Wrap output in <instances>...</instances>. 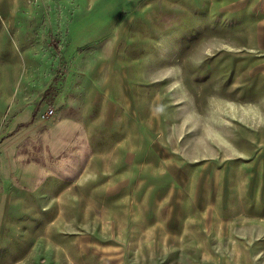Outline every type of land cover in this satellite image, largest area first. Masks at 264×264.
Returning a JSON list of instances; mask_svg holds the SVG:
<instances>
[{"label":"rangeland","instance_id":"rangeland-1","mask_svg":"<svg viewBox=\"0 0 264 264\" xmlns=\"http://www.w3.org/2000/svg\"><path fill=\"white\" fill-rule=\"evenodd\" d=\"M101 1L0 0V264H264V0Z\"/></svg>","mask_w":264,"mask_h":264},{"label":"crops","instance_id":"crops-1","mask_svg":"<svg viewBox=\"0 0 264 264\" xmlns=\"http://www.w3.org/2000/svg\"><path fill=\"white\" fill-rule=\"evenodd\" d=\"M100 7H101V9H103V0L100 2ZM75 21L79 22L80 20H76L75 18H73L72 22L69 23V30L70 31H69L68 39H69V43H70L69 45L70 46L68 45L69 51L67 52L66 57L68 59H72V57L75 56L73 59L74 61H72V63H71L72 65L69 66V69L71 70V72L69 74H71L72 76H74V75L79 76V75L83 74V77H86L87 73L85 72V69H79L75 66V62H76L75 61V58H76L75 54H76V51L79 47H82L88 43L95 42L96 40H100V42H103V18L101 17L99 19L98 18L92 19L91 23L85 24L84 27L77 26ZM9 25L14 26L15 22L13 21V23L12 24L9 23ZM25 25H26V22L19 24L20 27H24ZM19 41L21 43L22 51L26 52L27 46L25 44H23V43L27 42L26 36L25 37L19 36ZM89 75L91 76V72H89ZM57 93L54 96V98L59 99L60 97L61 98L63 97L62 96L63 91L58 90ZM44 104H46V103H44ZM48 105H49V103L45 105L46 106L45 109L47 108ZM59 113L62 114L61 111ZM32 114H33V112H32ZM32 114H31V119H33V121L31 122V124H29L28 126H22V125L17 126L16 127L17 131L14 134L9 135L8 137L4 138L3 141H1V145H0V168L2 170L5 169V171H6V168L8 166V168H10V172H13L12 176L15 175V177H17V179H19V181H21V184H24L22 182V179H23V176L25 175V172L27 170L23 168V164L21 162L18 163L19 151H18L17 146L19 144L21 146L23 144L22 141L31 133L30 131H27L28 127L30 129H32V126L33 127L39 126L40 122L48 121V119H42L41 117L34 118L36 116V115L34 116L35 112L33 114L34 117H32ZM60 122L61 123L62 122L68 123L71 126H74L76 123H78L77 120L75 121L72 118L64 117V116H62L60 118ZM13 145H15L14 148L12 147ZM13 165H15V166H13ZM18 165H19V167H18ZM10 175H11V173H9L6 176L9 177ZM3 180H5V183H7V181L10 179L3 178ZM9 186H10V184L9 185H7V184L3 185V190L6 191L4 193H10L11 189H9ZM16 189H20V188L16 187Z\"/></svg>","mask_w":264,"mask_h":264},{"label":"built area","instance_id":"built-area-1","mask_svg":"<svg viewBox=\"0 0 264 264\" xmlns=\"http://www.w3.org/2000/svg\"><path fill=\"white\" fill-rule=\"evenodd\" d=\"M55 114H56L55 106L53 104H49L47 108L43 112H41L40 117L42 119H49L54 117Z\"/></svg>","mask_w":264,"mask_h":264},{"label":"trees","instance_id":"trees-1","mask_svg":"<svg viewBox=\"0 0 264 264\" xmlns=\"http://www.w3.org/2000/svg\"><path fill=\"white\" fill-rule=\"evenodd\" d=\"M55 91H56V90H55L53 87L50 86V87L46 90L45 95H48V92L51 93L50 95H54V94H56Z\"/></svg>","mask_w":264,"mask_h":264}]
</instances>
